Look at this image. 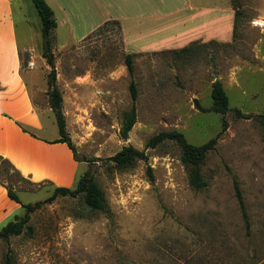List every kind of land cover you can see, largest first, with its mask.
Wrapping results in <instances>:
<instances>
[{
    "label": "rangeland",
    "instance_id": "obj_1",
    "mask_svg": "<svg viewBox=\"0 0 264 264\" xmlns=\"http://www.w3.org/2000/svg\"><path fill=\"white\" fill-rule=\"evenodd\" d=\"M226 1L240 11L228 41L132 56L136 122L126 139L121 131L133 102L128 53L117 26L107 23L72 42L49 4L58 22L52 52L66 132L76 157L88 161L80 162L76 182L90 172L106 210L91 211L82 196L49 200L52 183H32L0 161V181L21 204L43 202L21 235L0 239V264L8 250L15 264H264V126L234 115L235 109L264 115V0L213 4ZM24 12L30 26L15 9L20 47L30 39L29 50L20 53L21 72L44 129L36 136L50 140L59 136L48 102L50 68L42 57L40 22L30 1L24 2ZM82 32L75 30L77 36ZM215 81L228 97L223 117L201 113L195 105H212ZM172 130L195 146L218 135L201 168L204 189L189 186L175 143L146 147L152 136ZM126 146L143 151L146 160L115 167L110 158ZM234 178L250 219L249 235L234 196Z\"/></svg>",
    "mask_w": 264,
    "mask_h": 264
},
{
    "label": "crops",
    "instance_id": "obj_2",
    "mask_svg": "<svg viewBox=\"0 0 264 264\" xmlns=\"http://www.w3.org/2000/svg\"><path fill=\"white\" fill-rule=\"evenodd\" d=\"M25 1L0 0V157L32 183L47 181L55 187L70 188L82 164L74 160L66 144L55 143L59 136L50 140L36 136L44 129L22 76L20 60V53L30 48V39L24 48L20 47L15 21L17 9L25 24L31 25L24 12ZM44 1L59 12L72 42L82 41L106 22H117L124 48L130 55L226 42L233 34L234 11L228 1L218 6H214L213 0ZM73 12L76 28L83 29L79 36L72 22ZM18 124L33 136L24 133ZM56 154L62 155L63 161L54 157ZM21 209L0 185V227L18 216Z\"/></svg>",
    "mask_w": 264,
    "mask_h": 264
},
{
    "label": "trees",
    "instance_id": "obj_3",
    "mask_svg": "<svg viewBox=\"0 0 264 264\" xmlns=\"http://www.w3.org/2000/svg\"><path fill=\"white\" fill-rule=\"evenodd\" d=\"M40 20L41 25V41H42V57L46 61L47 65L50 68V73L48 75V102L55 117V122L59 132V139L55 141V143L66 144L68 149L71 151L73 158L76 162H88L84 158L78 159L76 157L75 149L73 144L66 132V124L65 119L62 112V96L56 86V72L54 65V56L52 52V33L55 30L57 24L53 16V12L51 8L47 5L44 0H29ZM234 12V24L233 31H235L237 25V19L240 14L238 8H233ZM107 23H113L117 26L118 31L120 33L119 24L117 22H106L102 26ZM101 26V27H102ZM100 28V27H99ZM190 47V46H189ZM184 48L181 51H187L188 48ZM133 55L127 54L125 57V65L127 68V73L130 77L129 84V92L132 100V105L130 107L129 113L127 115L126 121L123 124L121 137L126 139L128 133L133 128L136 122V109L134 106V102L137 98V88L136 84L133 81ZM210 97L212 101V105L209 108H202L199 106L198 101H195L196 108L201 113H216L220 114L223 117L229 109L228 105V97L226 95L225 90L223 89L222 84L219 81H215L211 85ZM234 115L239 119H250L258 121L261 126H264V115L258 116H248L244 115L240 112V110L235 109ZM18 126L24 133H28L31 136L33 134L22 125ZM226 124L224 119H222V132L225 130ZM218 136V135H217ZM217 136L215 138L210 139L206 143L195 146L187 142L184 135L176 130L161 132L157 135L152 136L148 143L146 144L147 148H155L158 145L171 141L175 143L181 151V163L188 170V183L189 186L195 190L204 189L207 186V182L201 174V168L205 163L207 155L214 150V146L217 141ZM146 160V155L143 151H138L132 146L123 147L118 153H116L113 157L110 158V161L117 168H125L133 165L136 161ZM0 161L7 164L14 171L19 173L6 159L0 157ZM20 174V173H19ZM0 185L5 188L7 192V196L10 200L17 204H21L18 196L15 194L13 190L7 188L3 182L0 181ZM233 190L234 196L237 201L238 209L241 215L242 223L245 228L246 235L250 234V219L246 211V206L243 200L242 192L239 187V183L234 178L233 179ZM71 197L77 198L79 196L83 197V201L85 205L91 210L95 212H104L106 210V203L104 194L101 189L98 187L96 182L94 181L93 175L90 172L83 173L80 178L77 180L75 184V188H64V187H54L53 194L51 199L53 200L55 197ZM43 202H37L35 204H21V208L23 210V214L20 216H15L12 221L8 222L4 227L0 230V239L4 241H8L12 236H19L22 234L25 226L30 221V215L39 210L42 206ZM28 232H31V227H27ZM4 264H15L13 257L11 256V251L8 250L4 257Z\"/></svg>",
    "mask_w": 264,
    "mask_h": 264
},
{
    "label": "bare ground",
    "instance_id": "obj_4",
    "mask_svg": "<svg viewBox=\"0 0 264 264\" xmlns=\"http://www.w3.org/2000/svg\"><path fill=\"white\" fill-rule=\"evenodd\" d=\"M259 24H260L261 26H263V23L260 22ZM56 155H57V156H56ZM56 155H55L54 157H58V158H57L58 160L63 161V160H62V159H63V158H62V157H63L62 155H60V154H56ZM61 158H62V159H61Z\"/></svg>",
    "mask_w": 264,
    "mask_h": 264
}]
</instances>
